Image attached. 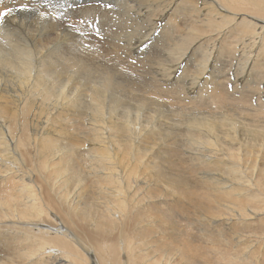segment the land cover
<instances>
[{
  "label": "bare ground",
  "instance_id": "1",
  "mask_svg": "<svg viewBox=\"0 0 264 264\" xmlns=\"http://www.w3.org/2000/svg\"><path fill=\"white\" fill-rule=\"evenodd\" d=\"M116 1L140 68L0 3V264H264V0Z\"/></svg>",
  "mask_w": 264,
  "mask_h": 264
},
{
  "label": "rangeland",
  "instance_id": "2",
  "mask_svg": "<svg viewBox=\"0 0 264 264\" xmlns=\"http://www.w3.org/2000/svg\"><path fill=\"white\" fill-rule=\"evenodd\" d=\"M23 2L22 3H27L29 5V10H35L39 8V11L41 12L40 14H43L45 15L46 17H50L54 20H58V21H64V22H68V18H72L73 21H77L79 18L81 17H85V18H88V19H91L92 20V23L93 24H96L98 25V27L101 29V31H99V34H97L96 31L92 30V27H89V25L85 24L82 25L77 23V28L79 27L80 31L77 32L78 34L80 33H86V35H83V36H87V35H94L97 36L96 38H99L100 37L98 35H104L107 36V39L105 40V43H108V42H111V41H114L113 43L117 46L116 49L113 48L112 50H109L107 51L108 53L111 52L109 55H112L111 56V59H112V62L109 61V63H113L115 64L116 66L123 68V64H126L125 62H129V60L132 58H134V56L136 58H138L137 61H139V68L144 64L146 63L148 60H149V57H153L154 55H156L162 48L159 46V45H156V46H148L147 48H145V46H142L140 50L137 49V47H135L136 45L134 44L133 41H135L136 39L139 38V36L142 35L143 33V29L141 27V25L139 24V22L131 17L130 19V22L127 24V25H124L123 23H120L118 20L115 22V24H113L112 26H110L111 28L109 27H106L108 26V21H107V18H104V17H101L100 18H104V24L102 23V21H99L98 20V17L95 15V14H91L88 12V8L91 6L92 2H94V0H90V1H87V0H81L80 2H76L77 0H59L60 3H64V5L67 7H63V8H59V7H48L46 4H44V0H42V2H40L41 0H22ZM37 1V2H36ZM104 2H107L108 4H111V5H114L116 4V0H103ZM116 1V2H115ZM70 2V3H69ZM72 2V3H71ZM69 5H71V7H69ZM81 5V6H80ZM73 6V8H72ZM89 6V7H88ZM44 7V8H43ZM70 9V10H69ZM85 9V10H84ZM63 10L65 12H63ZM81 10V11H80ZM81 13H80V12ZM84 11V13H83ZM53 13H55L56 15L53 16ZM25 14V15H24ZM66 14V15H65ZM84 14V15H83ZM20 16V19L22 18V16H26V11H23L21 10V12L18 14ZM67 16V17H65ZM77 16V17H76ZM29 17V16H27ZM26 17V18H27ZM133 18V19H132ZM23 19V18H22ZM134 20V21H133ZM119 22V23H118ZM132 22V23H131ZM117 25V26H116ZM125 27H124V26ZM88 26V27H87ZM120 26V27H119ZM128 27V28H126ZM124 28V29H123ZM89 29V30H88ZM106 29V30H105ZM139 29V30H138ZM136 30V31H135ZM103 31V32H102ZM106 31V32H105ZM134 31V32H133ZM111 32V33H110ZM114 32V33H113ZM119 34H118V33ZM105 33V34H104ZM116 33V34H115ZM134 33V34H133ZM129 34V35H128ZM113 35H116V36H113ZM119 36V38H118ZM110 37V38H109ZM116 37V38H115ZM122 37V38H121ZM134 38V39H133ZM136 38V39H135ZM115 39V40H114ZM108 40V41H107ZM133 40V41H132ZM126 42L124 45H121L122 43ZM134 44V45H133ZM107 45V44H106ZM124 46V47H123ZM141 46V45H140ZM158 46V47H157ZM85 50L86 51H89V48L88 46L86 45L85 47ZM153 48H157L156 49V52L155 50H152V54L151 52H148L150 49H153ZM127 49V50H125ZM160 49V50H159ZM115 50V51H113ZM106 51V50H105ZM127 51V52H126ZM132 54H130L129 53ZM133 51V52H132ZM135 51H138V53H134ZM113 52V54H112ZM141 52V53H140ZM128 53V54H127ZM134 53V54H133ZM142 53H143V56H142ZM147 53V54H146ZM116 54V55H115ZM123 54V55H122ZM130 55V57H129ZM147 55V56H146ZM116 58H115V57ZM127 56V57H126ZM149 56V57H148ZM125 58V60H124ZM130 58V59H128ZM146 58V59H145ZM198 59V57H195ZM115 59V60H114ZM118 59V60H117ZM119 61V62H118ZM185 62H187L186 60H184ZM143 62V63H142ZM119 64V65H118ZM122 64V65H121ZM193 64H191L192 66ZM122 66V67H121ZM130 69L132 68L131 66H128ZM146 69H147V73H146V76L150 78V82H149V86L150 85H156V88L159 87V85H161L162 83L161 82H158L156 81L157 79H159L158 77H156V73L152 72V71H148L149 70V65L146 66ZM125 70V69H124ZM133 70V69H131ZM192 69L190 68H186L184 69V76L185 78H192V73L190 72ZM188 72V73H187ZM191 73V75L189 74ZM151 74V75H150ZM150 75V76H148ZM153 77V79H152ZM154 81V82H153ZM163 88L160 89V91H162ZM164 92H166L165 96H172L173 94L177 93L178 96L180 95L178 92H174V91H168L167 89H163ZM166 90V91H165ZM175 94V95H177ZM198 98V97H196ZM204 99H202L204 105L203 106H209L208 103H207V98L203 97ZM180 104V103H179ZM182 105V104H181ZM187 105V104H185ZM189 105V104H188ZM191 105V104H190ZM189 105V106H190ZM192 107V105H191ZM185 205H188L187 202H184ZM191 204V202L189 203Z\"/></svg>",
  "mask_w": 264,
  "mask_h": 264
},
{
  "label": "snow or ice",
  "instance_id": "3",
  "mask_svg": "<svg viewBox=\"0 0 264 264\" xmlns=\"http://www.w3.org/2000/svg\"><path fill=\"white\" fill-rule=\"evenodd\" d=\"M0 3H3V0H0ZM44 3L48 6V7H59V8H63L65 5L64 3H60L59 0H44ZM69 7H71V5H69ZM107 7L111 8L112 5L111 4H108ZM19 8L21 10H28L29 9V5L27 3H21L19 5ZM13 11L12 8H8V9H5L3 11H0V23H3L4 21V18L6 16H8L11 12ZM56 14L53 13V16H55ZM79 23L81 25H90L94 31L97 32V34H99V31H100V28L98 27V25L96 24H93L92 23V20L90 19H87V18H79L76 22H73L69 25V27L71 29H73L75 32H79V28L76 27V24ZM81 36L83 35H86V33H80ZM53 42H55V37L53 38Z\"/></svg>",
  "mask_w": 264,
  "mask_h": 264
}]
</instances>
